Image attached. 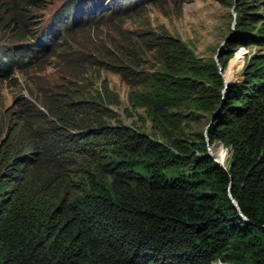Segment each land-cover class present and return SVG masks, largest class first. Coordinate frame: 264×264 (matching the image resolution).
I'll use <instances>...</instances> for the list:
<instances>
[{
  "label": "trees",
  "instance_id": "trees-1",
  "mask_svg": "<svg viewBox=\"0 0 264 264\" xmlns=\"http://www.w3.org/2000/svg\"><path fill=\"white\" fill-rule=\"evenodd\" d=\"M50 1L3 0L5 32L23 40ZM233 8L236 31L224 47L264 46V0ZM70 12H60L65 44L78 30ZM143 40L160 52V69L117 72L162 139L95 100L65 93L59 104L43 88L28 91L43 110L20 95L1 114L0 264H264V53L223 93L229 50L202 60L179 39ZM28 53L0 47L3 69L44 62ZM187 109L208 116L192 138L177 124ZM215 142L228 151L225 168L206 154Z\"/></svg>",
  "mask_w": 264,
  "mask_h": 264
},
{
  "label": "rangeland",
  "instance_id": "rangeland-1",
  "mask_svg": "<svg viewBox=\"0 0 264 264\" xmlns=\"http://www.w3.org/2000/svg\"><path fill=\"white\" fill-rule=\"evenodd\" d=\"M2 1L0 0V4H3ZM62 1L52 0L39 12L48 16ZM102 2L106 6L109 4ZM234 2L235 0H140L128 9L120 8L116 11H112L114 5L109 4L106 14L87 21L84 19L87 14L80 18L77 15L80 23L75 25L78 29L76 35L70 37L71 41L65 44L62 42V32L50 45L42 64L25 70H14L9 74L2 71L0 118L5 111L8 118V111L5 109L17 97L25 95L32 99L29 89L36 94L38 88H43L49 90L53 101L59 104L66 100L65 93L70 94L72 99L87 97L91 101L95 100L113 110L125 125L136 127L158 140L162 139L161 134L152 128L144 109L133 105L130 97L136 88L121 78L117 72L118 65L125 64L132 71L140 70L147 74L160 69V52L144 43L143 39L146 34L150 38L168 36L184 42L189 55L202 60L214 58L218 49L219 54L222 50H229L231 54L224 69L225 76L228 80H241L247 60L255 53H264V46L224 47L236 31ZM3 18L0 19V42L9 40L15 34L13 28L10 32H5ZM245 33L253 35L255 29L246 30ZM10 47L9 44L8 48ZM116 49H120L131 59L112 52ZM76 58L80 60L77 61ZM237 59H240L239 65L231 66ZM180 117L177 124L189 137H193V132L206 130V113L187 109ZM66 119L76 122V115H67ZM105 121L116 123L115 119ZM11 123L12 121L8 125ZM219 148L226 155L225 167L228 151L221 143L211 144L207 153L216 160L213 152Z\"/></svg>",
  "mask_w": 264,
  "mask_h": 264
},
{
  "label": "clouds",
  "instance_id": "clouds-1",
  "mask_svg": "<svg viewBox=\"0 0 264 264\" xmlns=\"http://www.w3.org/2000/svg\"><path fill=\"white\" fill-rule=\"evenodd\" d=\"M102 1L109 2V4H111L110 6L114 5V9H112V11H116L120 8L128 9V7L134 6L140 0H63L59 4V6L56 7L48 16H46L44 13H40L39 22L41 21V23L38 26H33L31 32L29 34H26L23 40L16 41L15 37H12L9 38V40L6 39L5 42H0V47L6 46L8 48L9 44L11 46L19 45V47H21L22 49L24 48L29 52L28 56L34 63H37L39 60H44L46 58V56L44 55H46V53L48 52L50 45L56 38H58V36L62 32V37L64 38V31L66 30L67 26H64L63 22L65 20L61 19V10L64 7H68L69 9H71L70 17L72 32L73 30H76L75 25L80 23V19H77L76 17L77 15L80 18L81 16L87 14L84 18L87 21L97 18L98 15L101 16L103 14H106L105 11L109 9L107 8L109 4L106 6ZM0 63V75H3L2 71L4 70L3 67L5 65V62L0 59ZM32 100L35 102L33 98ZM35 103L37 104V102ZM37 105L40 107V109L43 110V108L39 104ZM4 137L5 136H3V138Z\"/></svg>",
  "mask_w": 264,
  "mask_h": 264
},
{
  "label": "bare ground",
  "instance_id": "bare-ground-1",
  "mask_svg": "<svg viewBox=\"0 0 264 264\" xmlns=\"http://www.w3.org/2000/svg\"><path fill=\"white\" fill-rule=\"evenodd\" d=\"M224 76V78H226V76H225V74L223 75ZM226 80H228L227 78H226ZM229 80H231V79H229ZM213 154H214V156H215V158H216V161L219 163V164H221V165H223V163H224V151L222 150V148H219L218 150H216V151H214L213 152ZM219 261V260H218ZM217 262V261H216ZM221 262V261H220ZM221 263H223V262H221ZM223 264H225V263H223ZM230 264H237V263H230Z\"/></svg>",
  "mask_w": 264,
  "mask_h": 264
},
{
  "label": "water",
  "instance_id": "water-1",
  "mask_svg": "<svg viewBox=\"0 0 264 264\" xmlns=\"http://www.w3.org/2000/svg\"><path fill=\"white\" fill-rule=\"evenodd\" d=\"M218 55H219V49L217 50V52H216V54H215V56H214L215 60L218 58ZM218 66H219V69L221 70L220 65H218ZM223 75H224L223 72H221V76H222V78H223V80H224V88H223L222 92L225 93V90H226L227 86H228L230 83L234 82V80H233V81H231V80H226V78H224ZM207 154L210 155L209 153H207ZM214 161H215V163H217V164L220 165L221 167L225 168L223 165L219 164L215 159H214Z\"/></svg>",
  "mask_w": 264,
  "mask_h": 264
}]
</instances>
